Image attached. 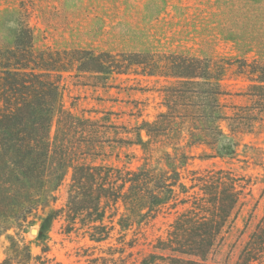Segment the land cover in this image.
I'll use <instances>...</instances> for the list:
<instances>
[{
  "label": "trees",
  "instance_id": "obj_1",
  "mask_svg": "<svg viewBox=\"0 0 264 264\" xmlns=\"http://www.w3.org/2000/svg\"><path fill=\"white\" fill-rule=\"evenodd\" d=\"M27 31L23 27L17 35L16 52H0V232L22 230L32 211L39 205L42 210L50 203L54 205L56 193L65 186V202L52 208L45 219L47 226L41 224L37 232L42 252L49 250V223L60 217L63 233L81 231L94 243H108L105 249L100 248L104 254L94 256L87 251L90 247L85 249L89 264H129L133 254L125 255V249L134 246V238L125 240L127 232L146 225L163 208L180 204L183 209L170 232L169 245L154 247L194 256L186 260L188 264H209L208 255L232 225L247 183L241 184L242 178L230 170L211 168L200 173L187 169V165L195 157L193 148H201V159H235L240 154L241 137L252 131L264 113V63L243 66L250 81L245 92L250 104L232 105V113L227 114L220 99L225 95L221 78L213 74L206 60L153 52L91 50L56 53V57L52 54L46 59L28 50L32 41ZM62 63L72 66L67 68ZM71 67L76 76L91 80L85 84L94 87H107L112 75L162 78L164 83L157 90H139L157 92L163 109L150 120L147 114L143 116L144 109L136 106L133 125L109 124L108 116L101 120L77 116L63 107L59 85L39 82L41 74L37 73L68 71ZM36 83L43 89L41 103L26 98L25 90ZM112 143L120 148L138 147L142 162L128 166L134 158L132 152L127 154L130 160L120 166L96 161L103 145ZM242 153L243 161L252 159L264 169L263 149L244 144ZM190 190L193 192L189 194ZM257 230L264 239V217ZM113 231L118 233L119 245L109 244ZM172 259L179 263V258ZM43 263L41 256L32 255L23 238L11 239L9 251L0 261Z\"/></svg>",
  "mask_w": 264,
  "mask_h": 264
},
{
  "label": "rangeland",
  "instance_id": "obj_2",
  "mask_svg": "<svg viewBox=\"0 0 264 264\" xmlns=\"http://www.w3.org/2000/svg\"><path fill=\"white\" fill-rule=\"evenodd\" d=\"M23 27L31 34L32 47L28 50L32 55H43L46 59L56 53L91 50L153 52L206 60L210 62L213 74L221 78L225 95L220 99L227 114L232 113V105L250 104L245 95L250 81L243 66L264 63V0H0L1 54L17 51L15 39ZM62 64L67 68L72 66ZM37 73L41 74L39 82L59 85L63 107L77 116L99 120L108 116L109 124L133 125L136 106L143 108V116L147 114L146 118L150 120L163 109L159 107L161 98L157 92L139 90H157L164 83L162 78L155 80L132 73L112 75L107 80V87H94L85 84L91 81L86 76H76L74 67L68 71ZM2 75L0 72V79ZM42 91L38 83L28 86L26 98L41 103ZM105 112L111 114L104 115ZM261 117L252 131L241 137L240 154L235 159H201L198 157L201 148L192 149L195 157L189 161L187 169L205 173L207 169L223 168L241 177V184L247 183L242 189L241 204L232 225L223 232L220 244L208 255L209 264H264V239H260L257 230L264 217V169L252 159L242 160L244 144L264 150V113ZM55 128L56 117L51 136ZM109 131L111 139L113 132ZM107 144L99 150L96 161L120 166L130 160L127 154L132 152L134 158L127 165L135 167L142 162L138 147L120 148L114 143ZM151 163H154V156ZM185 182L189 185L188 179ZM192 192L190 190L189 194ZM56 194L57 202L43 210L39 205L28 216L22 230L9 228L0 232V261L8 253L11 239L19 238L29 245L33 256H41L43 264H89L88 256L84 255L88 247L87 251L94 256L104 254L100 248L105 249L108 243H94L81 231L69 235L63 233L60 217L49 223L46 231L49 250L41 251L37 232L41 224L47 226L45 219L52 213V208L65 202V186ZM182 209L180 204L163 208L146 225L127 232L125 240L134 238V246L125 249V255L131 252V260L135 261L130 263L129 260V264H141L143 260L150 261L149 264H175L172 257L179 258L178 264H188L186 260L195 259L192 255L154 247L169 245L170 232ZM175 232L183 233L176 229ZM117 236V231H113L109 244L119 245Z\"/></svg>",
  "mask_w": 264,
  "mask_h": 264
}]
</instances>
